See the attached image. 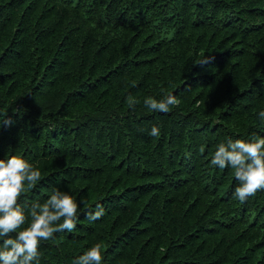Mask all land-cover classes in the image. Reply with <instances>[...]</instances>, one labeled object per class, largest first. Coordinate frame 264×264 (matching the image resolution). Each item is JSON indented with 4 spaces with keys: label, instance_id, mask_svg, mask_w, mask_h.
<instances>
[{
    "label": "trees",
    "instance_id": "trees-1",
    "mask_svg": "<svg viewBox=\"0 0 264 264\" xmlns=\"http://www.w3.org/2000/svg\"><path fill=\"white\" fill-rule=\"evenodd\" d=\"M0 264H264V0H0Z\"/></svg>",
    "mask_w": 264,
    "mask_h": 264
}]
</instances>
